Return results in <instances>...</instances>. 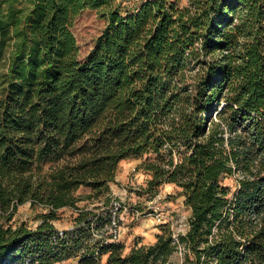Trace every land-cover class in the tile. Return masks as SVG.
<instances>
[{
	"label": "trees",
	"instance_id": "1",
	"mask_svg": "<svg viewBox=\"0 0 264 264\" xmlns=\"http://www.w3.org/2000/svg\"><path fill=\"white\" fill-rule=\"evenodd\" d=\"M85 9L106 24L77 57ZM196 68V69H195ZM144 193L171 183L189 208L127 252L95 231L118 163L142 158ZM234 189L222 183L235 175ZM40 206L34 228L17 206ZM73 208L57 231L56 211ZM99 211H94L98 210ZM103 212V213H102ZM264 264V0H0V264ZM105 256L104 261L101 258Z\"/></svg>",
	"mask_w": 264,
	"mask_h": 264
},
{
	"label": "rangeland",
	"instance_id": "2",
	"mask_svg": "<svg viewBox=\"0 0 264 264\" xmlns=\"http://www.w3.org/2000/svg\"><path fill=\"white\" fill-rule=\"evenodd\" d=\"M179 6L188 4L189 0H173ZM139 0H112L114 6H118L121 13L132 11ZM106 14L101 9H85L72 21L70 30L77 45V57L82 59L92 47L96 37L106 24ZM196 69V68H195ZM142 158H128L118 163L113 182L109 183L106 192L95 197H87L89 188L80 187L75 194L82 198L77 202L79 208L104 207L106 198H109L108 211L115 213L119 235L114 240L122 246L123 252H127L133 245L150 244L155 240L161 224H167L173 239L186 231L190 210L183 203V196L177 194L178 189L171 183H163L154 197L144 193L148 173L138 168ZM235 175L224 176L222 183L234 189ZM94 210V211H99ZM45 210L40 206H32L25 202L17 206L11 220L12 225L23 222L26 226L34 228L39 222V213ZM103 213V212H102ZM76 212L73 208L64 207L56 211V218L51 221L57 231L70 229L72 219ZM158 217V218H157ZM112 230L108 226L95 231L97 238L109 236ZM109 240V238H106ZM105 256L101 258L104 261ZM183 251L177 250L170 259V264H182ZM20 264V263H18ZM55 264H76L69 258ZM101 264V263H100Z\"/></svg>",
	"mask_w": 264,
	"mask_h": 264
},
{
	"label": "built area",
	"instance_id": "3",
	"mask_svg": "<svg viewBox=\"0 0 264 264\" xmlns=\"http://www.w3.org/2000/svg\"><path fill=\"white\" fill-rule=\"evenodd\" d=\"M117 221H118V218L116 219L115 213L112 214L110 216V223L108 225L109 229L113 231L111 234V236H112L111 240H115L119 235V229H116L117 228V225H116Z\"/></svg>",
	"mask_w": 264,
	"mask_h": 264
}]
</instances>
